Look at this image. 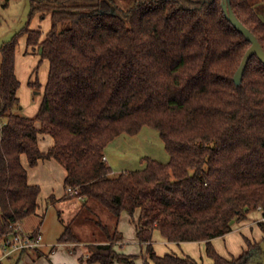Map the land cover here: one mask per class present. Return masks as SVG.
<instances>
[{
    "label": "trees",
    "instance_id": "16d2710c",
    "mask_svg": "<svg viewBox=\"0 0 264 264\" xmlns=\"http://www.w3.org/2000/svg\"><path fill=\"white\" fill-rule=\"evenodd\" d=\"M264 47V14L253 0H229ZM225 0H31L28 23L0 46V237L37 212L41 186L29 165L55 159L66 168L65 187L85 203L96 201L120 218L128 211L146 245L143 264H195L158 255L153 235L169 241H206L214 264H264L260 240L245 237L237 256L219 253L213 239L261 209L264 215V63L254 54L243 80L235 75L252 43L231 22ZM50 28L32 27L34 17ZM39 64L30 84L42 87L39 111L21 112L17 48ZM157 128L168 162L147 157L141 169L112 175L107 146L122 133ZM42 133L54 144L43 151ZM68 198L72 196L68 195ZM55 201V200H54ZM138 213V216L136 214ZM106 242L88 244L89 263L135 264L119 252L121 233L103 225ZM264 232V220L259 221ZM37 231V230H36ZM68 225L59 242H79ZM84 260V257L81 258Z\"/></svg>",
    "mask_w": 264,
    "mask_h": 264
},
{
    "label": "rangeland",
    "instance_id": "374dc122",
    "mask_svg": "<svg viewBox=\"0 0 264 264\" xmlns=\"http://www.w3.org/2000/svg\"><path fill=\"white\" fill-rule=\"evenodd\" d=\"M114 1L117 5L123 8H128L135 2V0ZM253 1L256 7H258L264 14V0ZM30 13L31 0H0V46L9 41L15 33L28 23ZM49 22V18L43 20L39 18V16H36L33 18L31 26L34 27L36 26L35 23H37L38 27L40 26L47 31L50 28ZM25 46V37H22L17 48L18 75L23 83L20 88L22 91L25 89L26 84H28L27 78H25V73L28 74L31 69L33 77L36 75L34 68L38 66L40 57L36 53L26 51ZM38 72L40 80L41 78L45 79V77H48L49 64L46 60L41 63ZM38 90V87H34L32 93L36 94L35 91ZM37 95L38 94L35 96ZM21 112L26 114L24 110H21ZM105 153L109 156V163L113 168L112 175H117L126 170L143 168L146 165L147 157L157 159L161 162H168L171 157L165 147L160 131L149 125L143 126L140 132L134 135L122 133L107 146ZM59 173L60 174L56 177V182H54V187L58 191H61L63 173ZM83 200V198L78 196L75 198L72 197L69 199L57 200L54 203H47L46 194L44 192L41 198L42 214L32 216L29 219L30 225L36 223L38 219L44 221L42 224V230L46 239L55 241V244L59 247L61 246L60 248L67 250L68 255L71 254V259L68 261L66 260V264L88 263L86 258H84L83 261L80 260L79 255L74 254L73 250L67 247L68 245L59 244L58 236L64 232L68 225L72 226L73 230L79 235L80 240H84L83 242H92L96 240L102 241L106 239V233L99 222L103 225H107L109 229L115 230L117 222L122 220L121 222L126 228L128 237H130L131 233L134 234L135 223L128 211L123 212L120 218H118L103 205L93 201L94 207L92 212L81 207L82 205L79 202ZM136 216H138V213ZM84 247L85 245L82 244L78 250V254L81 253ZM244 247L246 246H241V250ZM241 250H239V252ZM227 253H233L234 255L237 252L229 247Z\"/></svg>",
    "mask_w": 264,
    "mask_h": 264
},
{
    "label": "crops",
    "instance_id": "0c3cea01",
    "mask_svg": "<svg viewBox=\"0 0 264 264\" xmlns=\"http://www.w3.org/2000/svg\"><path fill=\"white\" fill-rule=\"evenodd\" d=\"M35 25L36 26L34 27H38L37 23H35ZM18 71L19 68L17 63V73H19ZM25 74V78H27L28 84H26L25 89L23 91L19 90V96L22 104V110H24L27 115L34 116L37 114L41 106L44 94V85L46 84L47 77H45V79L41 78L40 82L42 83V87H40L38 91H35V93L38 94L37 96H35L36 94L32 93V89L34 87L31 86L30 82H33L36 79V75L33 77L31 69L28 74ZM39 144L41 149L46 152L54 144V138L50 134L42 133L40 135ZM106 157L107 161L109 162V156L107 154ZM23 163L28 170L29 182L31 184L40 185L42 191L39 197V207L37 209V212L35 214L27 216L24 221L20 224V226L25 232H33L36 230H40L43 233L42 224L44 221H41L37 218L38 220L36 221V223L30 225L29 219L32 216L42 214L43 211L41 209V198L44 192L46 194L47 203H54L57 200L69 199L67 197L68 193L65 187V177L67 171L66 168L61 163L57 162L55 159H42L39 161V164L37 166L31 167L29 165L27 157L24 155ZM59 172L63 173L61 183L63 191H58L54 187V182H56V177L58 174H60ZM79 203L82 205L81 207L83 209H87L88 211L93 212V201H88L87 203H85V200H83ZM260 220H264V215L261 209L249 212L247 218L236 221L233 224V230L231 232L227 233L224 236L216 237L213 239V244L215 248L219 251V253L227 257L233 256V253H227L229 247L233 251L237 252L234 254L235 256L239 255L247 247L245 237H249L253 240H260L264 236V232L258 224ZM121 221L122 220H119L116 226L117 230L122 235V238L115 243L116 249L124 254L135 255V264H143L144 261L149 258L146 252V245H142L139 242L137 238L136 226H134V234L131 233L130 237H128L126 233V228ZM75 233L77 234V232ZM60 236L61 235L58 236V242ZM43 237L44 244L40 248L14 252H8V249H6L4 246L3 238L0 237V264H66V260L68 261L71 259V254L68 255L66 249L60 248L61 246L59 247L57 244H55V241L46 239L44 233ZM83 241L80 240L79 242H59V244L68 245L67 247L71 248L74 254L79 255V259L81 260L82 257L87 259V256L89 255L88 244L92 242H106V239L102 241L96 240L92 242ZM152 242L155 252L160 256L172 253L182 257H190L196 261L195 264H214V259L207 254L206 241L173 242L165 238L159 229H156L154 231ZM82 244L85 245V247L82 249L81 253L78 254V250L80 249ZM241 246L246 247L241 250ZM239 250L241 251L239 252ZM151 263L155 264L153 262ZM86 264L100 263L88 262ZM113 264H127V262L117 260Z\"/></svg>",
    "mask_w": 264,
    "mask_h": 264
},
{
    "label": "water",
    "instance_id": "95a60500",
    "mask_svg": "<svg viewBox=\"0 0 264 264\" xmlns=\"http://www.w3.org/2000/svg\"><path fill=\"white\" fill-rule=\"evenodd\" d=\"M223 7L226 11L227 16L231 20V22L238 28L242 33L245 34L247 39L252 43L250 48L247 50L241 65L239 69L236 72L235 75V80L237 83H241L243 80L244 72L246 70V67L248 65V62L250 58L254 55L257 54L260 60L264 63V47L261 44L260 40L258 37L251 31L250 28H248L237 16L235 13L234 9L232 8L230 1L225 0ZM262 250L264 252V241L261 243ZM264 263V256L259 260Z\"/></svg>",
    "mask_w": 264,
    "mask_h": 264
},
{
    "label": "built area",
    "instance_id": "2783aa9c",
    "mask_svg": "<svg viewBox=\"0 0 264 264\" xmlns=\"http://www.w3.org/2000/svg\"><path fill=\"white\" fill-rule=\"evenodd\" d=\"M104 158L107 159L106 156ZM67 193L74 198L79 196V190L77 188L69 187ZM43 240V233L40 230L25 232L20 224H18L14 226L13 230L5 238L4 246L8 249V252L32 250L40 248L44 244Z\"/></svg>",
    "mask_w": 264,
    "mask_h": 264
}]
</instances>
